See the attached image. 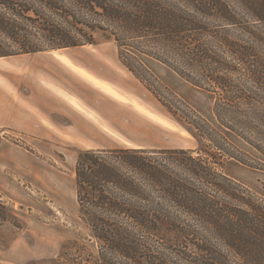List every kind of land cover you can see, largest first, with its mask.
I'll use <instances>...</instances> for the list:
<instances>
[{
  "label": "trees",
  "instance_id": "obj_1",
  "mask_svg": "<svg viewBox=\"0 0 264 264\" xmlns=\"http://www.w3.org/2000/svg\"><path fill=\"white\" fill-rule=\"evenodd\" d=\"M97 34L155 95L159 79L139 54L211 92L217 123L264 159V0H0V57L94 44ZM161 86L156 96L196 148L80 151L78 216L98 250L70 253L68 241L43 264H264V193L226 174L223 158L264 160ZM9 217L0 201V221Z\"/></svg>",
  "mask_w": 264,
  "mask_h": 264
},
{
  "label": "rangeland",
  "instance_id": "obj_2",
  "mask_svg": "<svg viewBox=\"0 0 264 264\" xmlns=\"http://www.w3.org/2000/svg\"><path fill=\"white\" fill-rule=\"evenodd\" d=\"M139 57L161 85L198 110L231 144L264 160L217 123L211 92L147 55ZM147 84L122 64L116 44L101 34L94 44L0 57V201L12 215L0 221V264H43L68 241L76 242L70 253L85 246L97 253L98 242L78 216L74 165L80 151L196 148L193 135L158 99L159 92L166 95L162 86L153 85L157 97ZM16 104H22V116L6 124L4 111L18 114ZM223 162L226 174L264 193V167L227 156Z\"/></svg>",
  "mask_w": 264,
  "mask_h": 264
},
{
  "label": "crops",
  "instance_id": "obj_3",
  "mask_svg": "<svg viewBox=\"0 0 264 264\" xmlns=\"http://www.w3.org/2000/svg\"><path fill=\"white\" fill-rule=\"evenodd\" d=\"M11 57H14V56H11ZM14 109H15V111H18V114H14V112H13V114H12V111H10L9 110V108H7L6 107V112L4 111V118L2 119V121L4 122H6V124H9L10 122L9 121H19V119H20V117L19 116H22V112H23V106H22V104H16V105H14V107H13ZM7 110H9V111H7ZM25 110L27 111L26 113H28V110H27V108H25ZM9 122V123H8Z\"/></svg>",
  "mask_w": 264,
  "mask_h": 264
}]
</instances>
